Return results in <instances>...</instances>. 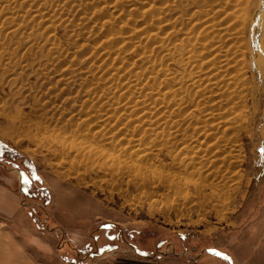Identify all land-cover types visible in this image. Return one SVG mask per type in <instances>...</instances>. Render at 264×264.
I'll use <instances>...</instances> for the list:
<instances>
[{"label":"rangeland","instance_id":"374dc122","mask_svg":"<svg viewBox=\"0 0 264 264\" xmlns=\"http://www.w3.org/2000/svg\"><path fill=\"white\" fill-rule=\"evenodd\" d=\"M263 47L264 0H0L29 219L0 264H234L264 235Z\"/></svg>","mask_w":264,"mask_h":264},{"label":"crops","instance_id":"0c3cea01","mask_svg":"<svg viewBox=\"0 0 264 264\" xmlns=\"http://www.w3.org/2000/svg\"><path fill=\"white\" fill-rule=\"evenodd\" d=\"M21 194V191L16 190L12 185L0 179V217L10 222V225L8 224V227H6L7 229L3 230L1 234L9 243L11 241L17 243V241H21V238H23L18 233L20 227L16 224V221L23 219L29 222L28 216L22 206ZM240 242L242 256L236 252L227 251L225 252L229 253V256L224 252L222 254L229 261L233 260L234 264H264V235L258 238L246 235Z\"/></svg>","mask_w":264,"mask_h":264},{"label":"snow or ice","instance_id":"6c2138e0","mask_svg":"<svg viewBox=\"0 0 264 264\" xmlns=\"http://www.w3.org/2000/svg\"><path fill=\"white\" fill-rule=\"evenodd\" d=\"M261 160H264V150H261Z\"/></svg>","mask_w":264,"mask_h":264},{"label":"bare ground","instance_id":"6f19581e","mask_svg":"<svg viewBox=\"0 0 264 264\" xmlns=\"http://www.w3.org/2000/svg\"><path fill=\"white\" fill-rule=\"evenodd\" d=\"M264 48V47H263Z\"/></svg>","mask_w":264,"mask_h":264}]
</instances>
